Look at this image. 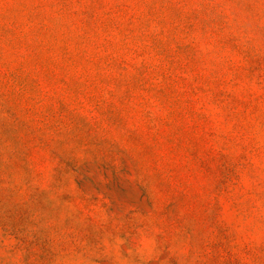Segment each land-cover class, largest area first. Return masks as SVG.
<instances>
[{
    "label": "rangeland",
    "instance_id": "rangeland-1",
    "mask_svg": "<svg viewBox=\"0 0 264 264\" xmlns=\"http://www.w3.org/2000/svg\"><path fill=\"white\" fill-rule=\"evenodd\" d=\"M0 264H264V0H0Z\"/></svg>",
    "mask_w": 264,
    "mask_h": 264
}]
</instances>
